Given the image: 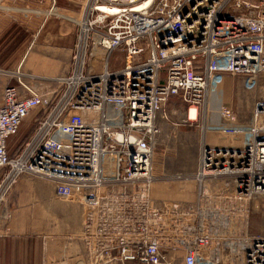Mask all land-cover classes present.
Wrapping results in <instances>:
<instances>
[{"label": "built area", "instance_id": "obj_1", "mask_svg": "<svg viewBox=\"0 0 264 264\" xmlns=\"http://www.w3.org/2000/svg\"><path fill=\"white\" fill-rule=\"evenodd\" d=\"M66 1L82 11L71 73L46 90L21 61L18 84L3 90L0 170H10L0 202L31 174L53 182L57 204L86 208V256L75 264H176L178 252L183 264H264V233L251 229L264 197V0H153L142 10L148 0ZM229 76L254 93L245 123L226 100ZM177 99L186 123L205 106L213 129L238 142L203 144L197 169L176 174L195 180L194 199L169 203L151 186L159 121ZM30 116L34 131L11 156L8 141Z\"/></svg>", "mask_w": 264, "mask_h": 264}, {"label": "rangeland", "instance_id": "obj_2", "mask_svg": "<svg viewBox=\"0 0 264 264\" xmlns=\"http://www.w3.org/2000/svg\"><path fill=\"white\" fill-rule=\"evenodd\" d=\"M19 4L29 6L34 10L28 11L29 14L9 12L14 17L18 32L12 39L11 44L14 45L19 40L25 45L27 51L29 43L33 41L32 51L40 46H44V34L46 27L53 22L55 24L63 23L60 19L53 17L44 18L40 10L52 8L58 10L67 7L68 13L76 14V20L80 21L82 11L78 5L74 3L57 0L53 3L51 0H16ZM74 12V13H73ZM0 14H7L0 10ZM40 14V15H39ZM77 28V34L79 28ZM118 53H114L111 59V64L121 65L123 60L119 59ZM123 59V56H121ZM46 84H44L45 86ZM242 88L246 91V98L236 101L238 108L246 107V109H235L238 112L240 123H245L249 119L251 110V97L253 92L247 91L243 86V80L237 79L235 87ZM48 90V89H47ZM244 93H242L243 95ZM226 97V95H225ZM229 104V101L226 97ZM185 107L180 101H176L169 105L166 109V118L168 120V131L162 136L160 134L156 155L161 158L162 165L168 166V176L171 180L185 181L181 184L193 187L192 178L176 179V174L187 175L194 172L199 163L201 146L203 139H208V142L216 143L214 135L213 123L210 121L209 112L205 106L199 110L198 119L195 122H185ZM30 128H34V122L31 121ZM25 125L20 130L17 136L11 137L8 141V151L11 156L16 155V150L21 142L26 137L21 133L25 131ZM221 139L226 142L227 138L221 135ZM228 141V140H227ZM10 168L0 170V186L3 184V175L9 172ZM17 182L11 187L9 193L5 196L6 199L0 202V233L4 234H30L40 236L42 239L49 240L55 237L81 236L82 233H87L90 230L89 213L83 206H73L53 204L49 196L51 194V181L24 174L18 178ZM53 183V182H52ZM54 185V184H53ZM197 187V184H196ZM50 199H49V198ZM259 204L257 203L258 200ZM258 200H254V206L259 205L252 211V231L264 233V197L261 196ZM56 202V201H55ZM188 202V201H184ZM57 203V202H56ZM183 203V202H169ZM177 264H182V258H178Z\"/></svg>", "mask_w": 264, "mask_h": 264}, {"label": "crops", "instance_id": "obj_3", "mask_svg": "<svg viewBox=\"0 0 264 264\" xmlns=\"http://www.w3.org/2000/svg\"><path fill=\"white\" fill-rule=\"evenodd\" d=\"M64 2H67L64 0ZM23 4V3H22ZM19 4L16 0H3L0 10L7 14H0V103L3 101V90L7 85H17L18 82L14 78V70L21 63V72L31 82H42L47 90H53L58 87V78L66 76L71 73L73 67L72 56L74 53L75 44L77 42L78 34L76 23V15L78 13L70 14L67 7H62L58 10L46 8L41 11L44 18L53 17L60 19L63 23L49 24L45 30L44 46H40L32 51L33 41L25 50V45L17 40L14 45L11 44L12 39L18 32V27L15 24L14 17L9 12L24 13L28 15L32 8L29 6ZM40 15V14H39ZM237 79H242L240 76L227 77L225 84V95L229 101L230 106L234 109H246V107L238 108L236 101H242L246 98L245 90L235 87ZM242 93H244L242 95ZM179 99H177V102ZM176 101H173V103ZM181 102V101H180ZM168 108V107H167ZM32 117L30 116L23 123L25 131L22 136L23 139L29 138L35 128H30ZM162 129V136L164 132L168 131V120L161 119L159 121ZM21 127V129H22ZM216 136V143L208 142L204 137L203 144L210 146L222 147L231 145L236 141L221 139V134L214 130ZM201 146V147H202ZM154 171L159 175V178L152 184L151 191L154 197L166 202H184L191 201L195 197L196 182L193 181V187L181 184L185 181L171 180L168 176V166L164 167L159 156L154 155ZM50 183L51 194L54 189L52 182ZM48 197V198H49ZM49 198V199H50ZM53 204L58 205L53 200ZM73 206H77L74 205ZM86 247L83 238L80 236L73 237H55L53 239L45 240L40 236L30 234H4L0 233V264H75L76 256L85 257ZM177 255L181 258L180 252Z\"/></svg>", "mask_w": 264, "mask_h": 264}, {"label": "water", "instance_id": "obj_4", "mask_svg": "<svg viewBox=\"0 0 264 264\" xmlns=\"http://www.w3.org/2000/svg\"><path fill=\"white\" fill-rule=\"evenodd\" d=\"M152 2H153V0H148L145 4L138 6V7H135L134 10H142V9L148 7ZM100 10H102L104 12H110V13L116 12V10H114V9H108L105 7H101Z\"/></svg>", "mask_w": 264, "mask_h": 264}, {"label": "bare ground", "instance_id": "obj_5", "mask_svg": "<svg viewBox=\"0 0 264 264\" xmlns=\"http://www.w3.org/2000/svg\"><path fill=\"white\" fill-rule=\"evenodd\" d=\"M2 1L3 0H1V3H2ZM1 3H0V7H1ZM77 22H79V20H77ZM191 116L193 117V115H194V113H193V111L191 112ZM109 115L111 116V117H114L115 116V114H113V111L110 109L109 110ZM118 121V120H117ZM31 175V174H30ZM32 176H34V175H32ZM39 178V177H38ZM85 233H82V234H80L81 236V238H83L82 237V235H84ZM181 254V258H182V264H183V254L182 253H180ZM85 256H86V254H85ZM178 258H179V256L177 255V257H176V264H177V261H178Z\"/></svg>", "mask_w": 264, "mask_h": 264}]
</instances>
